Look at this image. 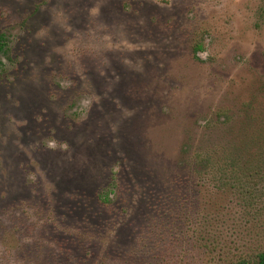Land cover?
Segmentation results:
<instances>
[{
	"label": "rangeland",
	"instance_id": "1",
	"mask_svg": "<svg viewBox=\"0 0 264 264\" xmlns=\"http://www.w3.org/2000/svg\"><path fill=\"white\" fill-rule=\"evenodd\" d=\"M1 34L0 264L264 249V180L217 169L264 133V0H0Z\"/></svg>",
	"mask_w": 264,
	"mask_h": 264
},
{
	"label": "trees",
	"instance_id": "2",
	"mask_svg": "<svg viewBox=\"0 0 264 264\" xmlns=\"http://www.w3.org/2000/svg\"><path fill=\"white\" fill-rule=\"evenodd\" d=\"M6 45L5 35H0V52H3ZM200 49L199 45L193 48V52L196 53ZM251 142L247 143L246 148L242 150V146L234 148L231 156L222 160V164H219L217 169L220 170L223 176L222 181L218 186V190L223 191L224 188L234 189L239 194L241 200V194L247 201L245 206H251L254 203V183L256 179L264 180V133L253 134L250 138ZM259 148V149H258ZM242 151L245 153L241 155ZM200 164L197 163L196 174L199 173L200 169L210 168L208 159L197 158ZM226 161L227 164H226ZM228 176V178H227ZM226 178V179H225ZM231 179V182L227 179ZM226 180V181H225ZM98 199L101 203L109 202V193L101 192L98 195ZM233 264H264V249L259 250L253 256L249 258L241 257Z\"/></svg>",
	"mask_w": 264,
	"mask_h": 264
}]
</instances>
